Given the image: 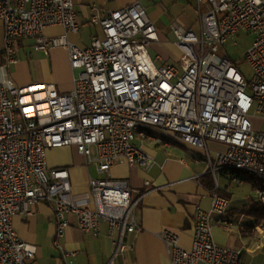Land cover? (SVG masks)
I'll return each instance as SVG.
<instances>
[{
  "label": "built area",
  "instance_id": "2783aa9c",
  "mask_svg": "<svg viewBox=\"0 0 264 264\" xmlns=\"http://www.w3.org/2000/svg\"><path fill=\"white\" fill-rule=\"evenodd\" d=\"M197 8L199 34L174 28L179 66H158L150 54L158 29L139 2L108 14L93 5L91 24L102 29V36L83 49L68 38L80 32L74 0H0V73L8 74L17 63V43L27 39H35L46 54L67 49L77 72L68 93L53 84L16 86L0 79V264H29L36 258L37 248L21 240L13 220L32 215L41 203L53 206L57 240L71 218L94 238L107 224L114 246L107 264H117L129 251L128 237L141 230L137 210L146 194L109 174L117 165L151 163L135 145L137 139L170 144L165 138L198 151L195 161L206 164V176L213 178L212 208L198 209L191 248L181 246L176 232L159 234L171 263L246 264L243 250L218 244L213 230L235 228L222 218L231 200L219 194L218 175L235 185L244 180L234 173L264 178V132L255 129L251 116L257 104L256 115L264 121V0H197ZM49 28L65 34L47 38ZM241 32L254 40L246 54L251 83L218 54ZM212 143L223 149L212 150ZM67 147H76L105 176L90 178L89 204L75 200L69 170L48 169L47 152ZM258 195L264 205V191Z\"/></svg>",
  "mask_w": 264,
  "mask_h": 264
},
{
  "label": "crops",
  "instance_id": "0c3cea01",
  "mask_svg": "<svg viewBox=\"0 0 264 264\" xmlns=\"http://www.w3.org/2000/svg\"><path fill=\"white\" fill-rule=\"evenodd\" d=\"M191 1L197 4V0H158L167 15L166 18L162 16V20L173 32L176 27L184 28L180 20L181 12L191 7ZM135 2L142 5L140 0H79L75 6L80 32L70 34L69 41L84 49L90 46L94 37L102 36V29L91 24L93 5H96L102 13L108 14ZM143 8L145 9L144 6ZM152 23L156 26L155 22ZM64 34L62 28H49L44 36L53 38ZM158 35L157 43H161L162 27L158 29ZM24 42L25 40H21L17 43V63L8 67V74L1 72L0 79L4 82L11 80L16 86L48 83L55 85L60 92H70L77 72L71 67L68 50L52 48L46 54L36 48L38 51L33 55L32 52L28 54L23 48L24 54L21 55L18 48L25 46ZM3 50L4 27L0 23L1 65L4 64ZM168 58L169 56L163 52V55H158L155 61L162 62V66L173 65L167 60ZM178 144L177 146L152 145L137 139L135 145L150 158L151 163L132 167L126 164L117 165L111 170L110 178L128 180L131 187L139 194H146L137 210L141 230L128 237L129 251L118 260L117 264H172L159 234L165 230L176 232L180 236L181 246L190 249L198 209L211 210L212 196L209 189L212 183L211 177L206 176L207 166L195 161L196 156L200 155L198 151ZM210 146L213 150L223 149L215 143ZM47 166L49 170H69L73 196L80 204L91 202L90 178H105L99 173L95 164L87 163L76 147L49 150ZM218 181L221 190L229 192L232 190L224 174L218 175ZM231 194L233 195V191ZM232 198V208L244 205L237 206L235 196ZM71 222L64 236L57 240V223L52 205L41 203L33 209L32 215L15 217L13 225L21 240L37 248L36 258L29 264H107L114 251L108 225L105 224L100 236L94 238L77 229L74 218H71ZM223 232L221 228L217 230L214 228L213 235L218 244L228 247L229 239ZM57 241L59 247L56 245Z\"/></svg>",
  "mask_w": 264,
  "mask_h": 264
},
{
  "label": "rangeland",
  "instance_id": "374dc122",
  "mask_svg": "<svg viewBox=\"0 0 264 264\" xmlns=\"http://www.w3.org/2000/svg\"><path fill=\"white\" fill-rule=\"evenodd\" d=\"M79 0H74L75 5L78 3ZM142 5L148 12L151 20L155 22L157 28L160 30L162 27V42L155 44L151 50L150 54L154 60L158 55H168L169 58L167 59L171 64L179 66L177 61H180L181 52L176 45V36L174 32L164 24L162 20V16L166 18V11L162 9L158 0H140ZM192 5L187 10L181 12L180 20L182 26L185 30L192 29L195 33L199 34L200 30V19H199V12L197 9V4L191 1ZM166 6H169L168 3H165ZM181 7V6H180ZM179 7V9H180ZM170 8V7H169ZM179 12V11H178ZM163 21V23H161ZM161 24V27H160ZM80 37V36H79ZM253 36L248 33L241 32L237 37L234 39L228 40L224 47H220L219 55L223 57H227L235 67L240 71L243 75L247 83H251L253 79V69L251 65L246 61V54L250 51L253 46ZM25 46H21L18 48V51L21 55H23V48L26 49V52L30 54L31 52L35 55V51L37 46H35L36 40L29 39L25 40ZM81 44L82 41H81ZM80 46V45H79ZM86 47V46H82ZM38 51V50H37ZM36 51V52H37ZM158 66H162V62L156 61ZM256 107L255 104L251 116L254 117V126L255 129L261 130L264 132V121H261V117L256 115ZM212 149V147L210 146ZM213 150V149H212ZM211 177V176H208ZM212 177L210 178L211 183L213 184ZM228 180V179H227ZM223 181V180H222ZM230 183V182H229ZM214 186V185H213ZM230 187L232 190L228 193L231 199L235 196V201L237 206L242 204H249L252 199L258 200V194L263 191L253 192L251 186L246 184L245 182L241 185H235L230 183ZM220 190V189H219ZM218 190V192H219ZM233 191V195L231 192ZM229 199V198H228ZM230 199V200H231ZM236 224L241 225H248V226H255V223L247 218L241 217L235 220ZM234 225L236 228L232 232H226L223 230L224 234L228 236L229 244L228 247L235 250H243V257L242 260L246 264H264V230L260 228L257 231L256 237H242L237 232V226ZM219 228H215L217 230Z\"/></svg>",
  "mask_w": 264,
  "mask_h": 264
},
{
  "label": "trees",
  "instance_id": "16d2710c",
  "mask_svg": "<svg viewBox=\"0 0 264 264\" xmlns=\"http://www.w3.org/2000/svg\"><path fill=\"white\" fill-rule=\"evenodd\" d=\"M165 142H169L172 145H179L177 142L165 138ZM233 176L240 177L246 184L251 186L253 192L264 191V178L255 174L249 173H234ZM228 190H219L221 196L231 199L228 194ZM247 218L255 223V226L236 224L235 220L238 218ZM225 220L234 222L237 226V232L244 238L256 237L257 231L262 228L264 230V205L256 199H252L249 204H244L238 208H232L222 217ZM236 228V227H235Z\"/></svg>",
  "mask_w": 264,
  "mask_h": 264
}]
</instances>
